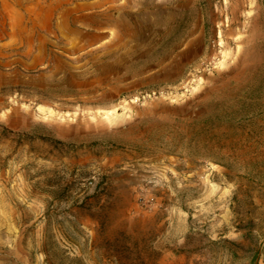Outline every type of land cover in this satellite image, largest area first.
<instances>
[{"label":"rangeland","instance_id":"1","mask_svg":"<svg viewBox=\"0 0 264 264\" xmlns=\"http://www.w3.org/2000/svg\"><path fill=\"white\" fill-rule=\"evenodd\" d=\"M15 5L0 264H264L262 0Z\"/></svg>","mask_w":264,"mask_h":264},{"label":"crops","instance_id":"2","mask_svg":"<svg viewBox=\"0 0 264 264\" xmlns=\"http://www.w3.org/2000/svg\"><path fill=\"white\" fill-rule=\"evenodd\" d=\"M21 1H23V0H16V1L15 0L14 1L13 0H0V10L4 9V7H8L9 8L8 10L10 12H14L15 10H17L15 3H18ZM11 2L13 4H11Z\"/></svg>","mask_w":264,"mask_h":264},{"label":"trees","instance_id":"3","mask_svg":"<svg viewBox=\"0 0 264 264\" xmlns=\"http://www.w3.org/2000/svg\"><path fill=\"white\" fill-rule=\"evenodd\" d=\"M263 6H264V0H262Z\"/></svg>","mask_w":264,"mask_h":264}]
</instances>
